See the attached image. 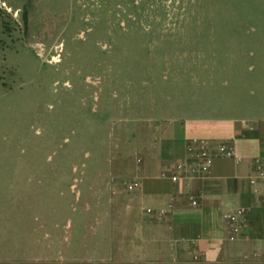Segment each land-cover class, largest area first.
Segmentation results:
<instances>
[{
    "label": "rangeland",
    "instance_id": "374dc122",
    "mask_svg": "<svg viewBox=\"0 0 264 264\" xmlns=\"http://www.w3.org/2000/svg\"><path fill=\"white\" fill-rule=\"evenodd\" d=\"M234 69L264 78V0H0V264H199L121 240L111 164Z\"/></svg>",
    "mask_w": 264,
    "mask_h": 264
},
{
    "label": "crops",
    "instance_id": "0c3cea01",
    "mask_svg": "<svg viewBox=\"0 0 264 264\" xmlns=\"http://www.w3.org/2000/svg\"><path fill=\"white\" fill-rule=\"evenodd\" d=\"M231 73L230 102L217 106L221 114L179 117L177 123V117L167 121L155 113V124L137 129L135 148L111 164V175L117 177L108 183L116 195L110 207L120 213L119 235L142 256L165 254L183 263L199 254V264H264V179L258 178L264 166V78L251 80L235 69ZM253 83L259 95L250 88ZM195 136L226 141L243 160L217 156L208 176L178 182L163 177L173 162L186 157L187 141ZM129 181H138L139 187L127 190L123 184ZM192 194L198 198L195 206L189 200ZM241 207L248 209L242 216L243 228L231 240L223 214ZM163 208L166 215L158 220L156 212Z\"/></svg>",
    "mask_w": 264,
    "mask_h": 264
},
{
    "label": "built area",
    "instance_id": "2783aa9c",
    "mask_svg": "<svg viewBox=\"0 0 264 264\" xmlns=\"http://www.w3.org/2000/svg\"><path fill=\"white\" fill-rule=\"evenodd\" d=\"M186 157L182 160L173 162L169 169L162 172L163 177H168L172 182H178L182 179H191L197 177H205L211 174L212 165L215 157L231 158L238 162L243 157L238 153L237 149L228 142L214 138L192 137L186 144ZM259 164L260 160L256 159ZM258 178L264 179V166L258 170ZM114 181V180H112ZM255 182V180H252ZM124 188L127 190H135L139 187L138 181L125 182ZM190 203L195 206L198 204V198L192 194L189 196ZM171 207V205H169ZM167 209L163 208L156 212V218L162 220ZM248 209L241 207L238 212H225L223 214L224 221L229 227L231 240L236 239L243 228L242 216L246 214ZM199 254L194 255V259H199Z\"/></svg>",
    "mask_w": 264,
    "mask_h": 264
}]
</instances>
